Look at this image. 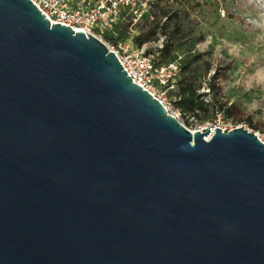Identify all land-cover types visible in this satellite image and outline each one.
Returning <instances> with one entry per match:
<instances>
[{"label":"water","instance_id":"95a60500","mask_svg":"<svg viewBox=\"0 0 264 264\" xmlns=\"http://www.w3.org/2000/svg\"><path fill=\"white\" fill-rule=\"evenodd\" d=\"M0 264H264V143L191 131L99 39L0 0Z\"/></svg>","mask_w":264,"mask_h":264},{"label":"rangeland","instance_id":"374dc122","mask_svg":"<svg viewBox=\"0 0 264 264\" xmlns=\"http://www.w3.org/2000/svg\"><path fill=\"white\" fill-rule=\"evenodd\" d=\"M163 5L169 13H176L175 18L161 19L166 35L177 44L173 57L181 56L180 66L194 60L191 68L201 82L198 91L206 93L203 98L216 97L230 109V118L221 114L224 120L264 133V0H174ZM149 10L157 13V8ZM159 18L157 14L155 20ZM149 25L142 20L127 38L147 32ZM161 36L157 34V39ZM156 40L146 42L147 49L154 51ZM208 83L214 85V94L207 93ZM169 91L167 98L172 103ZM217 113L220 110L212 107L206 115L180 114L179 120L194 131L214 124Z\"/></svg>","mask_w":264,"mask_h":264},{"label":"built area","instance_id":"2783aa9c","mask_svg":"<svg viewBox=\"0 0 264 264\" xmlns=\"http://www.w3.org/2000/svg\"><path fill=\"white\" fill-rule=\"evenodd\" d=\"M50 23L70 26L99 39L117 57L134 83L145 89L163 104L166 111L179 120L180 112L167 98L180 71V55L171 60L157 62L158 50L163 46L164 36L154 42V51L148 53L147 43L137 45L135 26L149 15L151 5L157 0H31ZM174 1V0H168ZM151 18V16L149 15ZM86 32V33H85ZM215 123L199 127H218L226 132L240 125L224 120L217 113ZM180 121V120H179ZM246 129V128H245ZM250 131L249 129H247ZM264 143V133H254Z\"/></svg>","mask_w":264,"mask_h":264},{"label":"trees","instance_id":"16d2710c","mask_svg":"<svg viewBox=\"0 0 264 264\" xmlns=\"http://www.w3.org/2000/svg\"><path fill=\"white\" fill-rule=\"evenodd\" d=\"M164 2V3H163ZM168 0H157L154 2L151 7L157 8V13L149 12V15L146 16L145 20L149 22V29L145 33H139L134 37L135 43L141 45L150 40H156L157 34H163L165 36V42L161 49L158 50L159 54L156 59L157 62H165L171 60L173 57V52L177 48L174 40H170L171 37L167 36L163 28L165 27V22H161L162 18L171 19L176 17V13H169V10H166L164 5ZM157 14L160 18L156 21L155 17ZM161 30V31H159ZM175 31H178V27H175ZM158 32V33H157ZM148 53L153 52L151 50L147 51ZM192 61L187 60L181 63L180 72L181 75H178L176 81V89L170 90L169 94L174 97L172 104L173 107L179 110L182 116L192 115L199 117L200 114L206 115L210 108L215 107L220 110V113L224 115V118L231 117V111L228 107H224L222 103L216 97L211 98L210 101H206L203 96L206 93H200L198 90L201 88V82L198 81V77L195 74V70L191 68ZM207 93L214 94L215 87L212 83L207 84Z\"/></svg>","mask_w":264,"mask_h":264}]
</instances>
